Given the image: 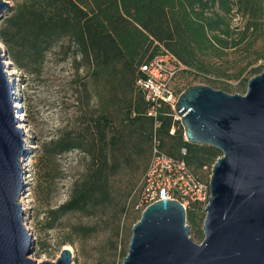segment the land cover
Returning a JSON list of instances; mask_svg holds the SVG:
<instances>
[{
	"label": "trees",
	"instance_id": "trees-1",
	"mask_svg": "<svg viewBox=\"0 0 264 264\" xmlns=\"http://www.w3.org/2000/svg\"><path fill=\"white\" fill-rule=\"evenodd\" d=\"M13 1L0 22V42L16 68L34 73L56 51L72 60L79 84L74 126L44 142L40 158L79 150L87 161L69 198L46 212L47 230L71 213L97 217L114 208L128 215L134 185L118 178L147 169L155 140L199 176L222 155L215 146L188 142L171 104L163 103L157 117L149 114L136 86L143 63L169 55L167 67L180 72L213 83L239 80L235 89L224 87L234 93H245L249 79L264 69V0ZM205 217L204 204L192 202L187 223L196 242L204 238ZM115 231L119 235V226ZM61 242L74 243L70 237Z\"/></svg>",
	"mask_w": 264,
	"mask_h": 264
},
{
	"label": "water",
	"instance_id": "water-1",
	"mask_svg": "<svg viewBox=\"0 0 264 264\" xmlns=\"http://www.w3.org/2000/svg\"><path fill=\"white\" fill-rule=\"evenodd\" d=\"M12 6L0 0V18ZM6 60L0 43V264H72L67 246L56 260L31 256L34 245L20 201L26 145L7 70L12 63ZM174 110L188 142L222 152L212 167L204 238L196 242L190 235L180 201L162 199L134 224L122 264H264V69L249 79L245 93L191 84Z\"/></svg>",
	"mask_w": 264,
	"mask_h": 264
},
{
	"label": "rangeland",
	"instance_id": "rangeland-1",
	"mask_svg": "<svg viewBox=\"0 0 264 264\" xmlns=\"http://www.w3.org/2000/svg\"><path fill=\"white\" fill-rule=\"evenodd\" d=\"M10 1L15 4L13 0ZM8 11L4 12L3 17ZM3 17L0 18V22ZM235 20L240 22L238 18ZM9 61L12 64L7 69L8 73L9 70L14 71L9 78L15 100L18 102L22 100L18 108L20 110L18 126L21 123L26 126L24 133L26 150L22 160L25 158L23 170L27 184L20 201L24 198L26 206L24 224L27 229L29 227L28 231L34 245L32 258L39 261L56 260L63 247L70 245L73 247L72 264H122L129 250L135 220L139 219L143 212L142 209H136L135 205L141 198L140 184L146 168L127 170L118 178L124 185L128 183L134 185L128 199V215L120 217L114 208H109L105 213L100 211L97 217L71 213L63 217L56 228L47 230L46 212L69 198L71 187L84 170L87 161L85 154L79 150L58 155L47 154L40 158L44 142L56 138L64 126L68 124L71 128L74 126L79 84L74 81L76 76L72 60L63 59L56 51L49 53L46 61L34 73L18 69L12 60ZM176 77L174 87L177 91L181 90L180 93L191 84H208L231 93L234 92L229 90L239 86L237 79H221L213 83L205 77L180 71ZM227 85L229 90L224 88ZM199 174L210 180L212 167L201 169ZM118 226L120 232L116 235L115 229L117 230ZM190 233L193 237L191 228ZM67 237L74 243L62 244L61 241Z\"/></svg>",
	"mask_w": 264,
	"mask_h": 264
},
{
	"label": "built area",
	"instance_id": "built-area-1",
	"mask_svg": "<svg viewBox=\"0 0 264 264\" xmlns=\"http://www.w3.org/2000/svg\"><path fill=\"white\" fill-rule=\"evenodd\" d=\"M169 55L156 56L140 66L136 86L144 93L150 105L149 114L157 117L163 103L175 107L178 95L174 87L180 69L167 67ZM178 118V115H177ZM187 149L184 147L182 153ZM140 201L136 209L144 210L148 205L162 199H176L187 210L192 202L199 201L206 209L211 197L210 180L203 179L188 166L184 159L162 151L157 140L150 162L140 184Z\"/></svg>",
	"mask_w": 264,
	"mask_h": 264
},
{
	"label": "bare ground",
	"instance_id": "bare-ground-1",
	"mask_svg": "<svg viewBox=\"0 0 264 264\" xmlns=\"http://www.w3.org/2000/svg\"><path fill=\"white\" fill-rule=\"evenodd\" d=\"M6 61H7L8 63H11L9 60H6ZM13 73H14V71L9 70V75H10V77L12 76L11 74H13ZM14 105H15L16 108H17V113H18L17 115H18V117H20V113H19L20 110H18V108L20 107V102H18V100H16V102L14 103ZM21 122H22V121H21ZM19 127H21V128L23 129L24 133H26V126H25L24 123H21V124L19 125ZM24 161H25V158L22 160L23 167H25ZM26 179H27L26 176H24L25 185L27 184ZM23 200H24V198L21 199V203H22V205H23V208L26 209V206H24V205H25V202H23ZM28 229H29V227H28ZM66 246L69 247L70 249H72V251H73V247H72V246H70V245H66Z\"/></svg>",
	"mask_w": 264,
	"mask_h": 264
}]
</instances>
